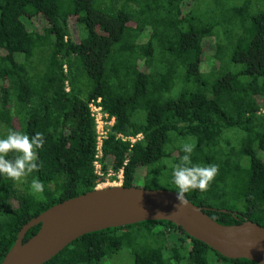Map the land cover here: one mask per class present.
I'll list each match as a JSON object with an SVG mask.
<instances>
[{
    "label": "trees",
    "instance_id": "trees-1",
    "mask_svg": "<svg viewBox=\"0 0 264 264\" xmlns=\"http://www.w3.org/2000/svg\"><path fill=\"white\" fill-rule=\"evenodd\" d=\"M215 3L213 11L209 0H0V137L45 138L37 172L0 176V264L25 223L109 173L121 170L125 187L175 192L173 168L192 139V164L218 173L185 198L218 223L264 227V0ZM38 15L48 24L29 30L23 19ZM210 37L214 61L203 67ZM97 98L115 119L102 175L88 108ZM138 134L134 143L120 137ZM33 178L43 194L31 193ZM173 233L188 242H169ZM44 264L257 263L227 258L170 221L146 220L84 234Z\"/></svg>",
    "mask_w": 264,
    "mask_h": 264
},
{
    "label": "water",
    "instance_id": "water-1",
    "mask_svg": "<svg viewBox=\"0 0 264 264\" xmlns=\"http://www.w3.org/2000/svg\"><path fill=\"white\" fill-rule=\"evenodd\" d=\"M185 200L188 203L180 206L176 192L167 189L96 187L51 206L25 223L1 264H44L84 234L146 220L170 221L227 258L264 264V227L249 220L233 225L218 223L201 207ZM37 224V233L23 242Z\"/></svg>",
    "mask_w": 264,
    "mask_h": 264
},
{
    "label": "clouds",
    "instance_id": "clouds-1",
    "mask_svg": "<svg viewBox=\"0 0 264 264\" xmlns=\"http://www.w3.org/2000/svg\"><path fill=\"white\" fill-rule=\"evenodd\" d=\"M45 138L43 133H36L31 138L20 131L9 130L7 136L0 137V176L20 181L40 168L36 149L43 147ZM195 149V140L183 143L181 151L184 155L173 168V183L176 199L180 206L186 205L185 194L192 190L206 191L211 181L218 173V166L193 165L191 155ZM10 152L16 153L15 159H8ZM33 195L43 194L44 184L38 178L30 183Z\"/></svg>",
    "mask_w": 264,
    "mask_h": 264
},
{
    "label": "built area",
    "instance_id": "built-area-1",
    "mask_svg": "<svg viewBox=\"0 0 264 264\" xmlns=\"http://www.w3.org/2000/svg\"><path fill=\"white\" fill-rule=\"evenodd\" d=\"M89 113L94 123V129H95V159H94V167L95 172L99 175H102L101 171V164H100V158L102 156L103 151V144L105 139L108 137V134L111 130L112 125L114 124V117L110 116L104 109L101 104V99L97 98L96 100H92L89 103ZM122 139H127L131 143H134L136 140L142 138L141 134L136 135L135 137H124L121 136ZM113 174L109 173L107 175V179L105 182H108L109 179H112ZM110 177V178H109ZM114 184L121 183L122 182V171L120 170L117 174V177L113 179ZM104 183V182H103ZM102 184V183H101Z\"/></svg>",
    "mask_w": 264,
    "mask_h": 264
},
{
    "label": "rangeland",
    "instance_id": "rangeland-1",
    "mask_svg": "<svg viewBox=\"0 0 264 264\" xmlns=\"http://www.w3.org/2000/svg\"><path fill=\"white\" fill-rule=\"evenodd\" d=\"M219 3L223 4L227 3V4H233V3H238L239 0H218ZM206 3V2H205ZM217 7V4L215 3V0H209V9L213 10ZM217 16L216 12H213L210 14V18H215ZM23 22L25 23L26 27L29 30L32 31H41L43 29V27H45L48 22L47 20L38 15L34 18H24ZM71 28L72 30H75L76 32V26L74 25V23L71 24ZM204 62H203V67H208L209 65H212L213 61H214V54L216 52V39L213 37L210 38H205L204 42ZM142 174V173H139ZM110 178V177H109ZM121 183H116L114 184L113 179H109L108 182H104L100 185H98L99 188H104V187H109V186H120ZM180 241H187L188 239L187 237H185L184 235H177L175 233L171 234L169 236V242L174 243V242H180ZM120 256L115 257L114 259H116V263H121V259H119ZM111 260H107L106 263H110Z\"/></svg>",
    "mask_w": 264,
    "mask_h": 264
}]
</instances>
